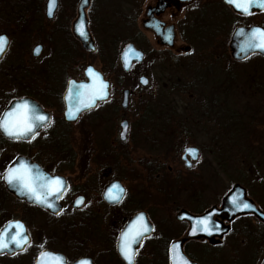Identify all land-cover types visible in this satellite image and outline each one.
Returning <instances> with one entry per match:
<instances>
[{"label":"flooded vegetation","instance_id":"af4514ba","mask_svg":"<svg viewBox=\"0 0 264 264\" xmlns=\"http://www.w3.org/2000/svg\"><path fill=\"white\" fill-rule=\"evenodd\" d=\"M113 1L88 0L80 13L81 0H56L49 16L48 0H0V36L8 39L0 58V119L17 101L49 117L34 139L9 137L0 130V233H14L9 225L19 221L29 240L24 250L14 245L0 250V264H41L42 252L63 257L66 264L82 259L127 264L119 249L121 233L134 236L141 229L136 219L141 213L154 230L132 243L133 264H170L173 243L189 264H264V195L249 194L240 186L253 210L238 214L230 205L224 211L223 200L240 184L225 188V158L200 146L196 134L220 129L209 120L218 118L219 108L189 104L182 111L185 116H177L173 109L134 105V96L142 98L149 85L147 73L134 80L137 91L127 88L124 80L141 64L153 69L169 63L175 72L181 60H190L188 74L193 76L178 89L190 91L191 98L211 89L207 68L216 46L220 51L214 60L264 64L260 53L236 61L230 50L236 29L264 30V9L253 6L251 14L238 13L224 0H121L123 8L114 7ZM81 21L84 36L76 30ZM151 24L155 30L148 28ZM111 29H122L124 36ZM80 37L94 50L83 48ZM197 43L206 46L191 58ZM130 44L142 61L125 72L121 53ZM117 62L118 71L112 67ZM96 63L109 66L108 74L95 68ZM88 67L107 83V96L88 108L80 106L77 118L69 119V109L75 112L85 103L79 85H87L85 92L92 97L95 84L85 74ZM230 74L224 71L225 79ZM142 78L146 86L140 84ZM258 86L256 90H264V76ZM125 91L129 94L123 107ZM217 137L205 139L216 143ZM187 149L196 150L195 158ZM20 164L65 181L63 194L49 197L54 208L35 203L6 182L8 168ZM113 183L125 190L119 203L105 199ZM80 198L83 203L77 205ZM205 216L210 217L212 234H191L196 220Z\"/></svg>","mask_w":264,"mask_h":264},{"label":"rangeland","instance_id":"374dc122","mask_svg":"<svg viewBox=\"0 0 264 264\" xmlns=\"http://www.w3.org/2000/svg\"><path fill=\"white\" fill-rule=\"evenodd\" d=\"M111 3L114 7L123 8L124 6L121 0H115ZM131 30L132 28H130ZM182 30L179 32L180 40L182 39ZM224 31L228 35L230 28L226 26ZM111 32L124 36L122 29H111ZM201 41L204 43L203 40ZM216 42L214 41L215 44ZM204 46L206 45L200 43L193 45L194 54L190 57H196ZM138 48L147 51L141 45ZM219 48L220 46H216L212 49L211 58L213 60L210 59L211 63L207 68L208 73L213 77L211 79L209 74L206 77L211 80L208 86L211 88L210 90L201 94L199 92L190 98V91L178 89V86L187 85L193 76V74H188L191 72L188 70L190 60H184V63L181 60L180 65L182 67L175 72L169 63H164L153 69L149 68L148 63H145L135 66L128 77L124 79L127 88L131 91L139 89L137 83H134L138 74L146 71L149 79V85L143 92V97L137 100V94L132 99L131 104L156 105L166 111L173 109L178 111L177 116H185L186 113L182 111L189 104L200 106L207 104L219 108L218 118L216 120L209 118V120L219 125L220 129H214L211 132L199 130L196 134L198 138L200 137V146L214 149L225 158L224 186L226 189L233 183H239L240 186L247 189L249 194L259 191L264 195V90H256L264 76V64L253 60L238 64L229 62L226 57L223 60H214V56L220 51ZM186 64L187 70L184 69ZM108 67L98 63L95 65V68L107 74L109 72ZM112 67L118 71L119 63L117 62ZM212 67L213 70L210 69ZM81 69H84V66ZM224 71L231 72L229 78L225 79ZM181 72H186L187 75L183 76ZM213 102L215 103L212 104ZM212 110L213 108H209L207 111L211 113ZM205 136L209 138L220 137H217L218 139L214 143L211 139L206 140Z\"/></svg>","mask_w":264,"mask_h":264},{"label":"snow or ice","instance_id":"6c2138e0","mask_svg":"<svg viewBox=\"0 0 264 264\" xmlns=\"http://www.w3.org/2000/svg\"><path fill=\"white\" fill-rule=\"evenodd\" d=\"M87 3V0H85ZM226 3L233 5L238 11L243 14H251L250 9L253 6L264 9V0H226ZM56 0H49L48 15L52 16L53 9L55 7ZM77 32L84 36L86 33L83 31V21L76 26ZM8 39L5 36H0V53H3L7 47ZM243 47L247 49H257L264 51V30L255 28L252 29L251 34L244 41ZM36 54H39L40 48L35 49ZM134 52V49L129 48L124 53L125 66L128 65V54ZM87 73L95 80H99L98 87L92 89V99L96 98L105 99L107 93L105 89L108 85L99 77V74L89 67ZM147 83L146 80L141 81ZM79 88L88 87L87 85H79ZM89 107V105H85ZM82 109L76 107L75 112L69 109L68 118L76 119L75 113L80 112ZM49 120L46 115L38 114V110L31 108L27 102L17 105L15 109L8 112L3 119H0V130H2L9 137H15L17 139L24 137H31L34 139L39 133L37 129L45 126V122ZM125 132L127 131V124L123 125ZM122 138L124 133L121 134ZM189 154L195 158L196 150L187 149ZM191 166V165H189ZM3 178L6 182L16 188L21 194L27 195L29 199L35 203L54 208V205L49 201L50 196H61L65 189V181L60 177L50 178L45 176L38 170H33L26 164H20L18 167H9ZM125 190L117 183H113L105 192V199L109 202L119 203L122 200ZM83 203V198L76 201L77 205ZM233 206L237 210L249 209L252 206L246 202H240L238 200L232 201ZM58 214V213H57ZM137 221L141 222V229L136 232L134 236H130V231L121 233L120 252L123 258L127 261V264H133L135 253L132 251L131 245L136 242L137 237L143 236L145 231H152L153 228H149L145 223L144 214H140ZM10 228L15 229L14 233H0V250L8 248L10 245H14L16 248L24 250L25 245L29 243L28 237L24 231V225L22 222L16 221L9 225ZM197 232H207L209 235L211 232V220L209 216L197 219L191 228V234L195 235ZM51 257V261H44L43 258ZM170 264H189V261L183 256L179 250V245L173 243L169 249ZM41 264H66L63 257L54 256L52 253H41ZM78 264H91L87 259H82Z\"/></svg>","mask_w":264,"mask_h":264},{"label":"water","instance_id":"95a60500","mask_svg":"<svg viewBox=\"0 0 264 264\" xmlns=\"http://www.w3.org/2000/svg\"><path fill=\"white\" fill-rule=\"evenodd\" d=\"M88 1V0H87ZM49 2V0H48ZM225 4L229 5L234 11L241 13L240 11H238L233 5H230L228 3H226V0H224ZM87 3H85V0H81L80 2V7H79V12L83 13V9L84 7H86ZM251 11V10H250ZM148 28H151L153 30H155V26L153 24L148 25ZM256 27H252L249 29L246 28H238L234 31L232 38H231V42H230V50H231V57L236 60V61H242L244 60L246 57H248L250 54L253 53H260L262 55H264V51H261L259 48L257 49H245L243 47L244 41L247 40V38L249 37V35L251 34L252 29H255ZM260 29V28H259ZM81 43L83 48L85 49H91L92 51L94 50V48L91 46L90 41L85 40L84 37H80ZM129 46H131L132 49H134V52H129L128 54V65L127 67L125 66V60H124V53L125 51L129 48ZM4 53V52H3ZM3 53H0V58L3 55ZM142 61V54L140 52H138L133 45H128L124 48L123 52L121 53V63H122V67L123 70L125 72H128L131 68V66L134 63H141ZM89 68V67H88ZM87 68V69H88ZM92 68V67H91ZM87 69L85 71L86 76L95 84V87H98L99 85V80H95L94 78L90 77L87 73ZM93 69V68H92ZM94 70V69H93ZM95 73H97L94 70ZM99 74V73H97ZM100 79H102L101 75L99 74ZM143 80H145L144 78H142ZM142 79L139 80L140 84L142 86H146L145 83H142ZM106 83V82H105ZM107 84V83H106ZM106 93H107V88L105 89ZM80 95H81V99L82 101H85V103L83 104H78V107L80 106H85V105H89V107L93 104V99L92 97L90 98L89 95L85 92V88H81L79 89ZM128 91L124 92V101L122 103L123 107H125L127 105V99H128ZM96 99H100V98H96ZM26 101H17V102H13L8 110L6 111L5 115L12 111L13 109H15L17 107V105L23 104ZM27 104H29L27 102ZM88 108V107H87ZM4 115V117H5ZM3 117V118H4ZM188 153V152H187ZM233 200H238L240 202H246L247 200L245 199V192L244 189L241 188L239 185H234L233 188L231 189L230 193L227 195V197L223 200V210L227 211L228 207L230 205H233L232 201ZM246 200V201H245ZM248 203V201H247ZM253 209H241L238 210L236 213L241 214V213H247L246 211H252ZM254 212V211H253Z\"/></svg>","mask_w":264,"mask_h":264}]
</instances>
